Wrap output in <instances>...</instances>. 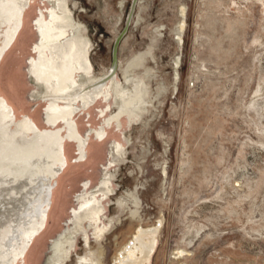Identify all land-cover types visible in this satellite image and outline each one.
<instances>
[{"label":"rangeland","instance_id":"374dc122","mask_svg":"<svg viewBox=\"0 0 264 264\" xmlns=\"http://www.w3.org/2000/svg\"><path fill=\"white\" fill-rule=\"evenodd\" d=\"M101 2L150 100L122 119L102 264H139L149 230L140 264H264V0Z\"/></svg>","mask_w":264,"mask_h":264},{"label":"water","instance_id":"95a60500","mask_svg":"<svg viewBox=\"0 0 264 264\" xmlns=\"http://www.w3.org/2000/svg\"><path fill=\"white\" fill-rule=\"evenodd\" d=\"M122 108L101 0H0V264L103 263Z\"/></svg>","mask_w":264,"mask_h":264},{"label":"bare ground","instance_id":"6f19581e","mask_svg":"<svg viewBox=\"0 0 264 264\" xmlns=\"http://www.w3.org/2000/svg\"><path fill=\"white\" fill-rule=\"evenodd\" d=\"M136 58H139V59H136ZM136 58L135 59L137 60V62L134 59L129 61L124 66V71L122 73L123 74V79H124V81L126 83L131 81V88L124 87V84L122 85V82L120 80H118L119 87H120V92H121V97H122V102H123L120 128L122 127V119H124L125 122H128V123H130L132 120L138 119L141 111L144 109L143 105L146 104L147 102H150L149 99L147 100L145 98L146 91L144 90V88L142 86L141 80L139 78H137V77L134 78L135 74L133 75V77H131L132 68L135 67V66H138L140 63H142V61H141L142 60V56L141 55L137 56ZM128 123H127V125H128ZM119 148H120V145L118 144L117 151L119 150ZM156 234H154V232L152 230L144 231L141 234H139L138 241L141 242L142 253H141V257L140 258H137L136 260L134 258L136 263L140 264V263H142V262H144L146 260V258L148 256V253H150V250L153 247L152 243H153L154 236ZM154 246H155V244H154ZM128 251H129V249H128ZM130 252H132V251H130ZM136 255H137V253H136ZM127 258H129V257H127Z\"/></svg>","mask_w":264,"mask_h":264}]
</instances>
